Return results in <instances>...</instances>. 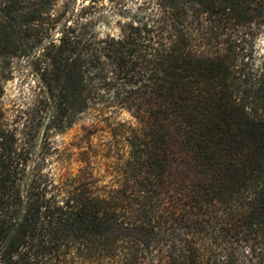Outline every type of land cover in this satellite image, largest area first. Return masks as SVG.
<instances>
[{
    "label": "trees",
    "instance_id": "1",
    "mask_svg": "<svg viewBox=\"0 0 264 264\" xmlns=\"http://www.w3.org/2000/svg\"><path fill=\"white\" fill-rule=\"evenodd\" d=\"M128 1L0 0V96L43 86L0 125V264H264V0ZM123 110L115 180L48 178L38 140Z\"/></svg>",
    "mask_w": 264,
    "mask_h": 264
},
{
    "label": "rangeland",
    "instance_id": "2",
    "mask_svg": "<svg viewBox=\"0 0 264 264\" xmlns=\"http://www.w3.org/2000/svg\"><path fill=\"white\" fill-rule=\"evenodd\" d=\"M78 2H83V0H78ZM133 3H136V1L129 0L127 5L131 6ZM106 18L107 22L113 24L114 18L111 13H106ZM96 26H100L102 31L106 30L102 23ZM246 40L247 44L244 46L255 41L253 43L257 55L264 52V30L255 37L247 36ZM40 87L43 88L42 84L38 83L37 76L26 60H15L9 79L3 83L0 96V125L4 124L2 125L3 128L21 127L13 120L15 116H18L23 121V118H25L23 112L31 111L35 104L38 105L39 102L36 100L37 98L41 99L38 95ZM110 123L111 126H117L119 129L118 124H121L120 126L135 125V119L125 110L113 115L104 114L101 117L83 114L66 118L64 120V130L50 132L49 137H47L49 139L44 144L41 140L37 141L40 146L36 148L35 153L37 154L41 149V154L46 155L45 163L41 166L43 172H47L48 178L58 186L62 185L61 180L63 178H73L80 175L86 177L91 172L98 179L96 183L98 188L110 184L116 178L113 173V163L111 160L103 158L105 150L111 143L109 142L111 135L108 131V124ZM95 124L97 125L95 126ZM116 143H119V141ZM121 148L122 144L120 142L118 150H121ZM95 154H98L99 157H93ZM88 156H90L89 159ZM33 159L37 160V157L34 156ZM33 167L34 163L30 162L28 169L30 170Z\"/></svg>",
    "mask_w": 264,
    "mask_h": 264
}]
</instances>
